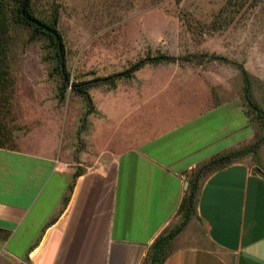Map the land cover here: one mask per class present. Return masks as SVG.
<instances>
[{
	"label": "crops",
	"instance_id": "0c3cea01",
	"mask_svg": "<svg viewBox=\"0 0 264 264\" xmlns=\"http://www.w3.org/2000/svg\"><path fill=\"white\" fill-rule=\"evenodd\" d=\"M207 86L169 89L129 119V145L78 175L51 155L0 145V264H144L182 223L193 174L254 142L241 98ZM262 153L261 164L248 154L202 175L163 264H264Z\"/></svg>",
	"mask_w": 264,
	"mask_h": 264
},
{
	"label": "rangeland",
	"instance_id": "374dc122",
	"mask_svg": "<svg viewBox=\"0 0 264 264\" xmlns=\"http://www.w3.org/2000/svg\"><path fill=\"white\" fill-rule=\"evenodd\" d=\"M30 1L36 18L56 23L69 80L55 41L21 18L19 0H0V145L51 155L78 175L129 145L131 117L198 81L214 97L224 88L241 98L255 130L241 149L261 141L245 154L261 164L264 119L244 95L247 76L264 112V0ZM151 57L163 59L136 68Z\"/></svg>",
	"mask_w": 264,
	"mask_h": 264
},
{
	"label": "trees",
	"instance_id": "16d2710c",
	"mask_svg": "<svg viewBox=\"0 0 264 264\" xmlns=\"http://www.w3.org/2000/svg\"><path fill=\"white\" fill-rule=\"evenodd\" d=\"M31 6V1L30 0H19V13L21 18L29 25L33 26L37 32L44 33L48 36H50L56 43L57 48H58V54H59V66L61 70L62 77L66 83H68L69 80V74L66 70V59H65V47H64V42L62 40V36L60 35V32L57 29L56 23L52 24H47L45 22H42L38 18H36L30 9ZM163 59V57H151V58H146L144 60H141L136 68L142 67L147 63L150 62H155V61H160ZM165 60L168 62H175L176 58L175 57H167L165 56ZM244 75L245 69H242ZM245 77V76H244ZM246 81V87H245V102L246 105H249L253 110L259 111L261 114L260 116L263 117L264 119V112L261 109H258L256 104L253 102V98L251 95V89L249 85V81L247 79V76L245 77ZM72 89L77 93L89 101L91 103V97L88 91L82 90L78 88L77 85L73 86ZM245 107V105H244ZM246 115L248 119H250V115L248 114L249 112L245 108ZM261 142V141H260ZM259 143L252 144L250 148L247 150H237L235 152L228 153L224 156L217 157L213 160H211L209 163H207L203 168H202V174H196V176L190 180L191 184V191L189 194H187L180 207V213H183V221L182 223L175 229L170 230L169 232L161 235L152 245L151 251L149 253V256L145 259L144 264H152L153 262L155 264H163L165 260L167 259L168 255L170 254L171 248H172V243L175 237L184 229L186 224L190 221V217L194 214L195 212V206H196V200H197V193H198V185L199 181L202 178L203 174L215 171L217 169H220L222 167H225L229 163H231L233 160L239 158L242 155H245L249 152H255L256 148H258Z\"/></svg>",
	"mask_w": 264,
	"mask_h": 264
},
{
	"label": "water",
	"instance_id": "95a60500",
	"mask_svg": "<svg viewBox=\"0 0 264 264\" xmlns=\"http://www.w3.org/2000/svg\"><path fill=\"white\" fill-rule=\"evenodd\" d=\"M152 264H155L154 262Z\"/></svg>",
	"mask_w": 264,
	"mask_h": 264
}]
</instances>
